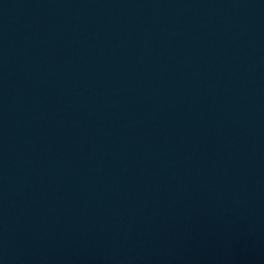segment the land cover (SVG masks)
<instances>
[{
	"label": "water",
	"instance_id": "water-1",
	"mask_svg": "<svg viewBox=\"0 0 264 264\" xmlns=\"http://www.w3.org/2000/svg\"><path fill=\"white\" fill-rule=\"evenodd\" d=\"M0 264H264V0H0Z\"/></svg>",
	"mask_w": 264,
	"mask_h": 264
}]
</instances>
